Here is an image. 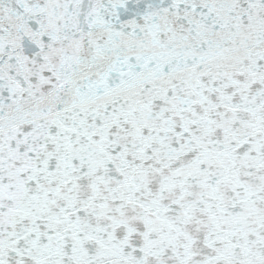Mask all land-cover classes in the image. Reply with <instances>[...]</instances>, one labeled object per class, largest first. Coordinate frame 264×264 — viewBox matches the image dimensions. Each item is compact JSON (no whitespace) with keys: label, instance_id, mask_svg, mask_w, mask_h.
Wrapping results in <instances>:
<instances>
[{"label":"water","instance_id":"1","mask_svg":"<svg viewBox=\"0 0 264 264\" xmlns=\"http://www.w3.org/2000/svg\"><path fill=\"white\" fill-rule=\"evenodd\" d=\"M0 264H264V0H0Z\"/></svg>","mask_w":264,"mask_h":264}]
</instances>
